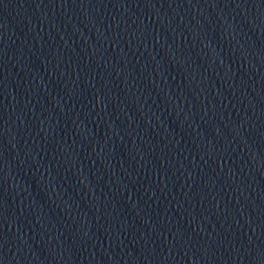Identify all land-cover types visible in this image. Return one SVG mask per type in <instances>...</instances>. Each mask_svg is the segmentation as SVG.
I'll return each instance as SVG.
<instances>
[{"label": "water", "instance_id": "water-1", "mask_svg": "<svg viewBox=\"0 0 264 264\" xmlns=\"http://www.w3.org/2000/svg\"><path fill=\"white\" fill-rule=\"evenodd\" d=\"M0 264H264V0H0Z\"/></svg>", "mask_w": 264, "mask_h": 264}]
</instances>
